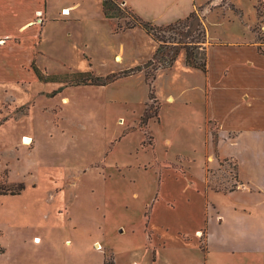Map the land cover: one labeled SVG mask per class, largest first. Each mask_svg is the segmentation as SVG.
I'll return each instance as SVG.
<instances>
[{
    "label": "rangeland",
    "instance_id": "374dc122",
    "mask_svg": "<svg viewBox=\"0 0 264 264\" xmlns=\"http://www.w3.org/2000/svg\"><path fill=\"white\" fill-rule=\"evenodd\" d=\"M72 2L80 4L71 20L41 29L34 74L0 76V242L7 263L204 264L208 244L214 252L234 250L226 264H244V251L225 236L245 218L229 209V197L213 196L239 189L236 162L218 156L234 150L217 152L216 123L204 120L209 74L189 69L181 46L200 22L207 63L210 38L235 36L254 14L252 1L196 5L181 35L161 32L167 42L159 55L140 27L124 29L138 15L121 0L123 16L113 19L102 16L100 0L49 5ZM142 5L133 6L141 12ZM255 29L261 44V26ZM95 78L105 84H91Z\"/></svg>",
    "mask_w": 264,
    "mask_h": 264
},
{
    "label": "crops",
    "instance_id": "0c3cea01",
    "mask_svg": "<svg viewBox=\"0 0 264 264\" xmlns=\"http://www.w3.org/2000/svg\"><path fill=\"white\" fill-rule=\"evenodd\" d=\"M121 1L147 22L162 26L186 18L196 5L212 6L219 0ZM251 1L254 14L250 15L248 23L240 21L243 28L235 36L226 39L210 38L213 43L208 48L206 63L210 103L206 105L204 120L216 123L217 152L226 146L234 150V155L218 153L219 158L232 159L238 166L239 189L227 194H213L229 197L233 202L229 209L234 215L245 218L244 226L230 230L232 234H226L225 242L230 243L229 247L244 251L239 256L243 258L244 264H264V20H258L254 3H260L264 12V0ZM79 4L72 2L54 9L49 5V0H0V76L34 74L30 65L34 63L38 67L34 47L40 40L41 29L52 22L71 20L72 12ZM134 4H143L144 11L139 12ZM100 5L102 8V0ZM233 5L238 9L237 16L242 19L241 9ZM64 12L67 14H62ZM67 16L69 19H61ZM210 16L218 18L214 13ZM257 24L261 26V44L256 42ZM115 57L120 61L121 52ZM167 100L173 102V97L169 95ZM215 213L216 218L220 217L219 221L217 219L218 224H221L222 216L218 211ZM199 228L194 229V237L200 236ZM193 248L196 249L195 246ZM201 253L204 264H226L227 258L234 257V250L218 249L214 252L208 244L205 252ZM7 261L8 248L0 242V264H8ZM133 264L138 262L133 261Z\"/></svg>",
    "mask_w": 264,
    "mask_h": 264
},
{
    "label": "trees",
    "instance_id": "16d2710c",
    "mask_svg": "<svg viewBox=\"0 0 264 264\" xmlns=\"http://www.w3.org/2000/svg\"><path fill=\"white\" fill-rule=\"evenodd\" d=\"M258 4L261 5L260 3ZM259 5L255 7L258 15H260V12L258 9ZM102 13L104 17L107 19L118 18L121 15L123 16V13L120 10L119 5L117 4L116 0H102ZM195 17H196V13L192 12L186 18L182 20H178L174 23L168 24L165 27H163V26H156L147 21H143L138 16H132L133 18L132 20L128 19L126 21L124 29H132L134 27H140L147 36H149L153 41L158 43V48L156 49V55H159L162 52L161 50L162 44L167 42V38L161 32L164 30L165 31L173 30L175 33L181 35L183 32H180L179 29L186 28L188 26V23L191 20L195 19ZM194 31H195V34L192 35L191 40L189 42H185V44H182L181 46V48L185 50V65L190 68L198 69L203 74H205L207 73L206 58L203 52V48L200 46V44L204 42L205 31L203 27H201L200 22L196 23ZM191 32L192 31H190V33ZM200 49L202 50L201 52L199 51ZM173 59L174 57H171L170 62H172ZM91 84L99 86L105 83L100 82L99 78H95L94 80L91 81ZM20 187L21 188L16 193L12 192L11 195H18L23 190V186L21 185ZM231 191L233 190L230 189L229 192Z\"/></svg>",
    "mask_w": 264,
    "mask_h": 264
},
{
    "label": "bare ground",
    "instance_id": "6f19581e",
    "mask_svg": "<svg viewBox=\"0 0 264 264\" xmlns=\"http://www.w3.org/2000/svg\"><path fill=\"white\" fill-rule=\"evenodd\" d=\"M63 14H67V13L64 12Z\"/></svg>",
    "mask_w": 264,
    "mask_h": 264
}]
</instances>
